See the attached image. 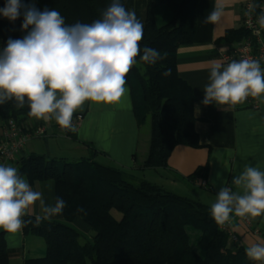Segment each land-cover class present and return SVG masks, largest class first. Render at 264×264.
<instances>
[{
    "label": "trees",
    "instance_id": "obj_1",
    "mask_svg": "<svg viewBox=\"0 0 264 264\" xmlns=\"http://www.w3.org/2000/svg\"><path fill=\"white\" fill-rule=\"evenodd\" d=\"M258 6L261 0H253ZM120 2L125 6L124 0ZM198 0H149L141 55L144 47L156 49L166 59L149 65L137 57L126 77L134 112L140 126L151 123L145 168L165 169L178 145L199 147L195 130L192 87L180 77L177 52L189 44L196 31ZM32 3V0H22ZM36 7L55 9L66 25L77 21L92 23L112 0H34ZM5 0L0 3V8ZM23 16L9 21L0 16L2 50L7 40L23 38ZM30 30V29H29ZM249 35L241 26L230 29L226 38L237 42ZM171 69L170 76L162 73ZM27 104L17 109L14 101L0 104L4 121H31ZM72 135V131L68 130ZM20 175L31 182L54 179L57 197L62 198L64 220L50 219L35 225V216L26 215L24 234L41 236L46 253L29 258L24 264H255L246 255L245 246L231 241L228 233L213 220L208 205L200 199L170 190L146 179H135L120 168L90 158L66 161L45 155H29L18 161ZM208 166L198 167L188 180L205 179ZM85 212H77L78 208ZM121 214L117 219L113 212ZM81 217L92 229V240L82 241V233L73 226ZM239 225L236 223L235 227ZM195 237V240H194ZM0 264H10V252L4 232H0Z\"/></svg>",
    "mask_w": 264,
    "mask_h": 264
},
{
    "label": "clouds",
    "instance_id": "obj_2",
    "mask_svg": "<svg viewBox=\"0 0 264 264\" xmlns=\"http://www.w3.org/2000/svg\"><path fill=\"white\" fill-rule=\"evenodd\" d=\"M255 8L250 6L252 11ZM222 14L218 5L205 22L215 24ZM0 16L13 22L23 16L21 30L26 31L23 38L10 37L0 51V104L14 101L17 109L27 104L30 117L46 122L54 119L61 129L75 131L73 116L86 102L119 103L128 91L126 77L138 56L149 65L166 59V54L150 47H144L141 55L144 25L135 10L126 9L120 0H112L92 23L66 25L59 11L40 10L35 3L22 0H5ZM257 23L264 27V9ZM209 72L205 105H237L249 97H264V68L258 60L212 61ZM162 75L170 76L171 69ZM52 183L46 185L49 191ZM231 183L239 191L220 188L210 209L215 223L224 225L233 213L264 216V171L246 164ZM37 202L42 213L34 218L37 226L61 214L66 206L60 197L54 204H45L43 193L33 190L16 167L0 164V230L15 234L33 223L24 217ZM77 212L85 210L81 207ZM246 255L264 264V240L251 243Z\"/></svg>",
    "mask_w": 264,
    "mask_h": 264
},
{
    "label": "crops",
    "instance_id": "obj_3",
    "mask_svg": "<svg viewBox=\"0 0 264 264\" xmlns=\"http://www.w3.org/2000/svg\"><path fill=\"white\" fill-rule=\"evenodd\" d=\"M148 1L124 0L125 8L135 10L144 27ZM247 2L248 0H198L194 39L189 44L181 45L177 52L178 73L192 87L196 98L194 127L199 136V147L178 145L169 158L167 168H145L150 131H145L138 124L131 89L126 84L128 91L119 103L86 102L74 114H82L83 119L75 131H72V135L68 130L61 129L54 119L46 122L35 118L36 123L47 128V135L29 140L26 154L45 155L72 162L90 158L120 168L135 179L161 184L170 190L200 199L208 205L216 201L223 186L239 191L231 182L234 176L243 171L244 165L249 164L264 171V97L258 99L257 109L249 108L245 103L205 105L203 99L204 88L209 83L210 63L222 62L223 53L234 46L235 42L228 40L226 33L230 29L241 28L243 8ZM218 5L223 9L221 19L215 24L206 23V17ZM3 124L4 120L0 116V133ZM18 161L9 166L18 169ZM205 165L208 166V172L204 180H188V176L198 167ZM21 176L27 179L33 190L43 193L45 204H54L57 197L54 179L31 182L28 176ZM49 181L53 182L51 191L46 186ZM40 214L41 208L37 202L28 215ZM113 214L117 219L121 218L120 213L114 211ZM51 219L64 220V209ZM252 219L253 230H248L241 224L235 227L239 246L249 247L253 242L264 240V216ZM72 224L87 234L94 233L81 217H76ZM4 237L10 252V264H24L26 259L39 258L46 253L45 239L38 235H26L23 229L15 234L4 232Z\"/></svg>",
    "mask_w": 264,
    "mask_h": 264
},
{
    "label": "built area",
    "instance_id": "obj_4",
    "mask_svg": "<svg viewBox=\"0 0 264 264\" xmlns=\"http://www.w3.org/2000/svg\"><path fill=\"white\" fill-rule=\"evenodd\" d=\"M255 5L253 0H248L243 8L242 26L248 31L249 35L234 43V46L223 53L222 63L227 64L232 60L251 58L260 61L264 68V27L257 23V17L264 9V0L256 6L255 10H250V6ZM249 108L257 109L259 100L249 97L245 102ZM83 115L73 116V126L75 129L82 122ZM47 135V128L31 121L18 122L15 119L4 121L0 133V164L9 166L21 158L27 157L26 144L34 138H44ZM236 223L245 226L248 230H253L252 217H239L234 213L229 221L224 225H219L220 229L228 233L230 239L238 244V237L235 233ZM255 231V230H254ZM256 232H258L256 230Z\"/></svg>",
    "mask_w": 264,
    "mask_h": 264
},
{
    "label": "rangeland",
    "instance_id": "obj_5",
    "mask_svg": "<svg viewBox=\"0 0 264 264\" xmlns=\"http://www.w3.org/2000/svg\"><path fill=\"white\" fill-rule=\"evenodd\" d=\"M143 128H144L145 131H151L150 120H148V122L145 125H143ZM167 185H169V182L167 183ZM169 187H171V186H169ZM178 193H181V192L178 191ZM183 195H185V194L183 193ZM75 227L82 233V241L85 242L87 240H92V237H93L92 235L94 233L91 232L90 234H87L84 230L80 229L79 227H77V226H75ZM194 240H195V237H194Z\"/></svg>",
    "mask_w": 264,
    "mask_h": 264
}]
</instances>
